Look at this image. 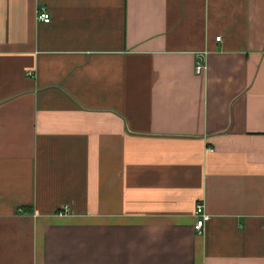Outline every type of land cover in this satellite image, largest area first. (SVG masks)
<instances>
[{"label":"crops","instance_id":"1","mask_svg":"<svg viewBox=\"0 0 264 264\" xmlns=\"http://www.w3.org/2000/svg\"><path fill=\"white\" fill-rule=\"evenodd\" d=\"M0 264H264V0H0Z\"/></svg>","mask_w":264,"mask_h":264},{"label":"built area","instance_id":"2","mask_svg":"<svg viewBox=\"0 0 264 264\" xmlns=\"http://www.w3.org/2000/svg\"><path fill=\"white\" fill-rule=\"evenodd\" d=\"M38 19L46 24H49L52 20L51 14L47 9H41L38 13ZM219 41L221 40V37L217 38ZM205 70V67L198 64L196 66V73L200 74ZM68 212L65 210V212L60 213L61 215H66ZM196 216L198 217L197 222L194 225V230L197 234L202 235L204 233V226L207 220H209L210 216H208L204 210V205L199 204L197 206L196 210Z\"/></svg>","mask_w":264,"mask_h":264}]
</instances>
